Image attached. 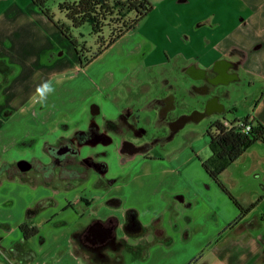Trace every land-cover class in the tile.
<instances>
[{
  "label": "crops",
  "instance_id": "obj_1",
  "mask_svg": "<svg viewBox=\"0 0 264 264\" xmlns=\"http://www.w3.org/2000/svg\"><path fill=\"white\" fill-rule=\"evenodd\" d=\"M150 1L152 10L133 29L82 67L88 68L132 34L130 51L135 63L131 67L121 66L118 74H110L100 84L101 101L84 103L88 116L80 118L71 115L77 105L70 97H64L60 83L66 80L64 74L70 66L51 60L56 47L50 40L68 39L31 0H0V66L15 67V74L0 90V100L16 73L22 68L31 69L26 83L15 88L12 103H0V130L15 112L21 116V129L14 133L0 131V153L26 138L50 142L62 136L65 125L75 128L81 124L78 126L86 130L91 123L99 129L100 121L105 127L122 121L125 128L131 129L133 111L145 115L140 120L149 128H156L142 141L146 144L142 148L151 156L143 157L144 168L128 183L133 188L131 199L105 189V182L110 181L108 155L102 159L106 165L104 185L95 184L96 176L82 180L76 187L43 184L57 196H51L57 207L52 221L57 220L54 215L60 212L58 217L62 213L65 222H76L79 213L99 204L117 207L118 218L104 213L88 224L77 223L70 231L38 229L27 240H21L18 228L22 219L16 229H0V264H264V221L260 219L264 213V144H251L218 177L240 205H252L240 217L238 207L202 166V160L211 153L207 128L214 121L230 124L249 115L264 125V0ZM46 52L50 59L41 61ZM74 53L76 68L82 69L75 50ZM135 74L144 75L137 86L143 84L149 91L155 79L162 84L152 97L146 94L145 103L140 105L136 104L138 97L122 101L118 94L126 91L123 89L131 93L125 86L132 84L129 81L134 80ZM207 74L215 75L220 84L215 85V92L220 86L226 87L216 100L218 108L212 111L202 108L210 94L199 86ZM58 75L61 79H57ZM233 81L240 83L245 92V109L241 114L234 103L225 108L221 101L223 95L233 96ZM176 88L190 101L177 103ZM196 95L204 97L199 106L194 101ZM165 96L175 101L171 99L172 104L161 118L158 111ZM223 110L233 113L228 117ZM203 118H207V125L201 133L196 132L197 136L192 135L189 144L175 151L166 146L187 122ZM158 130L162 132L160 136ZM104 133L111 141L97 145L106 148L110 144L119 154L128 153L122 148L124 140L130 143L129 139L119 133L117 138ZM163 143L165 146L159 148L158 144ZM67 191L74 193L64 196ZM29 208L32 207L26 211ZM110 219L116 223V240L123 242L106 252L104 258L96 255L90 244L80 243L77 234ZM14 246L19 247L17 257L3 254L2 249Z\"/></svg>",
  "mask_w": 264,
  "mask_h": 264
},
{
  "label": "rangeland",
  "instance_id": "obj_2",
  "mask_svg": "<svg viewBox=\"0 0 264 264\" xmlns=\"http://www.w3.org/2000/svg\"><path fill=\"white\" fill-rule=\"evenodd\" d=\"M61 2L62 0H48L47 4L55 20L66 21ZM130 15L131 13H129L128 16H126L124 19H121L115 15L112 18H107L106 20H104V26L98 31V33H93L91 26L88 23H84L79 27L72 28V35L77 38L79 42L85 44L86 46V52H84L85 60L86 58H89L91 53L94 52L100 46V44L102 45L104 42L109 41L113 36L118 34L123 28L124 20L131 19ZM98 35H101V38H99V42L96 41ZM129 35V38L127 36L120 40L102 56L94 60V62H92V64L85 69H79L78 67L76 68L75 64L77 63V59L74 53V46L70 44L71 42H69L68 40H61L59 42L50 40L51 45L56 47V55L54 57L52 56L51 60H55L56 62H64L67 66L68 64L70 66V69H68V71L64 74L63 80H66L61 81L60 83L61 87L63 88L62 90L64 97H70V100L77 105L74 114H71L73 117L82 118V116H88V114H85L86 111L83 110V104L86 102H90L91 100H94L93 102L101 101L103 95L100 94L99 91L100 84L103 81H106L110 74H118L120 72V69H122L120 68L121 66L131 67L135 63L134 55L130 51V44L133 37L132 34ZM48 52L41 56V59L43 58V60L41 61L50 59V57L48 58ZM30 71L31 69L26 67L20 69L19 72L16 73L13 83L8 85L3 90V101L0 100V103H12V100L17 91L15 90V88L26 83L25 79L30 77ZM7 75L8 73L1 74L0 82H2L7 77ZM132 76H134V80L129 81V83L132 84H128L127 86H125L129 87L131 93H127L128 89H123L127 92H118L122 101H127L131 97L135 99L138 97L139 102H136V104L140 105L141 102L145 103L146 100L143 97L146 94H150L149 97H152V94H156L154 93V91H156L157 89L156 87H160V85H162L159 80L155 79L154 86L151 87V91H153L152 93L151 91L147 90V88H145L143 84H139V86H137L139 82H142L140 81V78L144 75L135 74ZM146 76L149 77V75ZM183 78L187 77L184 76ZM57 79H61V76L58 75ZM177 86L179 87V85ZM230 87L233 88V96H229V98H226V96L223 95L221 96V101L225 105V108H228L230 103H234L237 107L238 113L241 114L245 109V107L243 106L245 103L243 96L245 92H243V86L240 83L237 84L235 81H233L231 82ZM218 88L219 89H217V91H219L220 94H223L225 91L224 88L226 87L220 86ZM176 89L177 103L190 101L188 98L183 96V92L179 91L178 88ZM203 99V96L196 95L194 101L199 106L200 102ZM4 111L9 112L8 110ZM224 111L225 110H223V112ZM158 113L160 112L158 111ZM231 113L233 112L225 111V114L228 117H230ZM15 114L16 115L12 118L7 119L6 123L1 128L3 130L0 131H8L14 133L21 129V124H18V120L21 116H19L18 112H15ZM71 115L70 118H72ZM153 115L154 113H152L149 119L153 117ZM144 116L145 115H143L142 113L140 115H137L133 111V113L131 114L132 128H125L122 121H119L116 124L117 128H119L117 131L111 130V127L103 126V122L100 121L101 128H103L104 132H109L110 135H113L116 138L119 134H121L125 136V138L129 139L130 143L137 148V150H131L127 154H119L115 150L114 146L110 144L107 145V149L102 145H97L91 142L85 144L84 141L80 139V135H78L80 130H82L81 126L79 127L78 125L81 124H78L77 126H75V128H71L65 125L66 131L61 133L62 136H59L50 142L42 141V143L41 141H35V139L30 140V138H26L16 143L13 147H8L4 152H1L0 165L3 163H7L8 168L7 171H4L0 175V229H16L17 223L20 220L25 219L26 208H33L36 205L38 206V209L36 213L30 218V220L38 224L41 223L37 227L38 229H44L43 231H46L45 229H68V231H70L75 229L77 223L82 225L88 224L95 216H99L104 213H109L110 216L114 215L118 218L119 211L117 207H103V204H99L95 208L83 210L81 212V215L79 213V217L76 219V222H65L64 220L66 219H63L62 213L61 216L58 217L60 212L55 213L54 217L57 220L52 221L53 212L57 207L53 205V198L51 197L53 193L51 191V188L44 186L43 184H51L55 188L66 186L76 187L81 184V181L75 178L73 179L69 176V170L75 171V168L80 169V166L74 163L76 161V156L80 158L91 156L96 160H102L108 155L107 164L110 174V181L105 182V189L107 191H111L112 194H121L125 199L133 198V188L128 185V183L134 179L135 174L139 173L144 168L143 164L145 160L143 157L149 158V156H151L139 146L144 139H148L151 136L152 132L156 130L154 126H150L151 128H149V126L143 123V120H140L141 118L144 119ZM206 119L207 118H203L197 122H187L184 128L179 130V133L174 137V139L169 141L168 144L166 143V146H168V148H171V151H175L185 147L186 144H189V142L193 140L192 135L195 134V136H197V131H200L201 133V131L204 130V127L207 125ZM101 128L99 127V131H102ZM58 133L60 132L58 131ZM156 133L159 135L162 132L158 130ZM198 135L200 136V138H202L201 134ZM68 139H73L70 142L71 144L68 143L70 141ZM62 143L71 145V147L74 149V154H67L64 160H62L63 165L61 167H64V169L62 168V171H59V167H57L55 171L51 173L52 175L44 178L41 174V165H46L50 162L51 156L49 154V149L52 147L55 148ZM158 146L160 148V146L165 145L163 143L160 145L158 144ZM20 159L29 160L32 165L34 164L33 168H30L27 171H20L16 166L17 161ZM89 172L90 171H88V173ZM94 176L99 177L94 172H91L88 176V179H94ZM103 179H105V176H100L99 178H97V182L95 184L100 186L104 183ZM72 193L74 192L67 191L65 194H62L64 196H70ZM157 193L158 192H155L154 194ZM54 196L57 197L56 195ZM9 235H11V233ZM2 251L4 255L6 254L9 257H17L19 254V247L14 246L12 248H9V250L2 249Z\"/></svg>",
  "mask_w": 264,
  "mask_h": 264
},
{
  "label": "trees",
  "instance_id": "obj_3",
  "mask_svg": "<svg viewBox=\"0 0 264 264\" xmlns=\"http://www.w3.org/2000/svg\"><path fill=\"white\" fill-rule=\"evenodd\" d=\"M31 1L50 21L53 22L61 34L74 46L80 68L90 63L123 33L133 29L153 8L150 0H62L61 6L66 21H59L53 18V14L47 4L48 0ZM129 13H131V19L124 20L123 28L120 32L113 36L109 41L104 42L102 45L100 44V46L91 53L89 58H86L85 60L84 52H86V46L72 35L71 29L79 27L84 23H88L90 24L93 33H98V31L104 26V20L107 18H112L115 15L124 19ZM99 38H101V35L97 36V42L100 41ZM0 68V75L8 73L7 77L0 82L1 90L3 85L6 84L10 77L15 73V67L3 64ZM182 118L184 117L182 116L180 120ZM237 123L241 124L238 125ZM245 124H250L248 130L244 129ZM207 136L211 153L206 159L202 160V166L238 207L240 217L244 215L252 205L246 208L240 205L237 199L223 185L218 177L221 171L251 144L254 142H261L264 144V125L249 115L230 122L229 126L225 125L222 120H216L207 128ZM57 164L58 163H48L42 166L43 168H46L47 172L48 168L52 170L54 166L58 167ZM7 168V163L1 164L0 175L4 171H7ZM37 209V205L33 208L27 209L25 219L19 224L18 228L21 233V240H27L29 237L37 234L38 228L30 220V218L36 213ZM260 219L264 221V213L260 214Z\"/></svg>",
  "mask_w": 264,
  "mask_h": 264
},
{
  "label": "flooded vegetation",
  "instance_id": "obj_4",
  "mask_svg": "<svg viewBox=\"0 0 264 264\" xmlns=\"http://www.w3.org/2000/svg\"><path fill=\"white\" fill-rule=\"evenodd\" d=\"M216 80L217 79H215V75L212 74L211 75L207 74L203 77L202 80H200L199 83L200 89L210 94L208 99L202 104V108L204 109V111H212L213 109L218 108V104L216 100L218 99V95L220 94V92L217 91L215 92L214 88L215 85L217 86L220 84H217ZM171 99L173 98H168V97L166 98V96L163 97V104H161L159 111L160 112L159 115L161 118L165 116V113H167L166 110L172 104ZM173 101H175V98L173 99ZM174 125L175 123L173 124V126ZM109 127H111L110 128L111 130H115V131L119 129L117 128L116 124L115 125L112 124ZM78 135H80L79 136L80 139L84 141L85 144L88 142H92L94 144L98 142L109 143L111 141L110 136L104 134L102 131H99L98 127L94 123L88 125L86 130H80ZM68 140H70L68 143L71 144L70 142L73 139H68ZM69 144L62 143L55 148L52 147L49 149V154L51 156L49 163H58L57 165L59 167V171H62V168L64 169V167L61 166L63 165L62 160H64L65 156L67 154H71V155L74 154V149ZM144 145L146 144L141 143L139 147L142 148L144 147ZM60 146H63L62 151L64 152L58 151V148ZM122 149L125 150L126 152H129L131 150H137V148L133 144L129 143V141L127 140H124ZM102 162H103L102 160H98V159L96 160L91 156H87L85 158H80L76 156V161L74 163L79 165L80 169L75 168V171L69 170V176L73 179L75 178L78 179L79 181H82L87 179L91 172H94L97 176L100 177L106 171V165L103 164L104 162L103 163ZM33 166L34 164L32 165L31 168H33ZM41 167H42L41 174L43 175L44 178L52 175L51 173L54 172L55 169L57 168L56 166H54L52 170L48 168V171L45 173L44 171H46L45 170L46 168H43L42 165ZM88 171L90 172L88 173ZM115 227H116L115 220L110 219L106 223H96L88 226L87 228H85V231L77 234V237L80 243L84 245L90 244L92 248L96 251L95 252L96 255H100L101 257L105 258L106 252H109L112 247H119L123 242L121 239L116 240L114 234Z\"/></svg>",
  "mask_w": 264,
  "mask_h": 264
},
{
  "label": "water",
  "instance_id": "obj_5",
  "mask_svg": "<svg viewBox=\"0 0 264 264\" xmlns=\"http://www.w3.org/2000/svg\"><path fill=\"white\" fill-rule=\"evenodd\" d=\"M62 147H63V146H60V147L58 148V151H60V152H64V151H62V150H63ZM16 166L18 167V169H19L20 171H27V170H29V169L32 167V164H31V162H30L29 160H26V159H20V160L17 161Z\"/></svg>",
  "mask_w": 264,
  "mask_h": 264
},
{
  "label": "built area",
  "instance_id": "obj_6",
  "mask_svg": "<svg viewBox=\"0 0 264 264\" xmlns=\"http://www.w3.org/2000/svg\"><path fill=\"white\" fill-rule=\"evenodd\" d=\"M225 125L229 126V124L227 122H224ZM238 125H240L241 123H237ZM250 128V124H245L244 125V129L248 130Z\"/></svg>",
  "mask_w": 264,
  "mask_h": 264
}]
</instances>
